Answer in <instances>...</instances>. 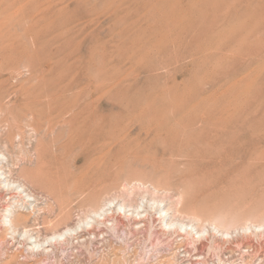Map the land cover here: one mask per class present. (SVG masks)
Here are the masks:
<instances>
[{"label": "rangeland", "instance_id": "obj_1", "mask_svg": "<svg viewBox=\"0 0 264 264\" xmlns=\"http://www.w3.org/2000/svg\"><path fill=\"white\" fill-rule=\"evenodd\" d=\"M0 105L2 125L36 121L51 146L43 169L51 180L32 185L42 198L19 211L29 226L44 237L65 224L49 220L68 209L73 225L104 199L120 220L37 256L0 222V264H164L176 239L161 232L156 206L231 235L219 244L215 236L209 251L185 244L191 256L182 246L175 264H264V227L242 232L264 223V0H0ZM61 106L103 130L99 151L77 160L80 147L55 152L73 112L50 130L35 115ZM123 199L141 205L158 239L148 226L128 231Z\"/></svg>", "mask_w": 264, "mask_h": 264}, {"label": "bare ground", "instance_id": "obj_2", "mask_svg": "<svg viewBox=\"0 0 264 264\" xmlns=\"http://www.w3.org/2000/svg\"><path fill=\"white\" fill-rule=\"evenodd\" d=\"M49 106H51V105H49ZM44 109H46V110H44V111L38 110L39 112H37V114H39V115H35V117L36 116L45 117L44 120H41L39 117H36V118H39L41 120V122H43V123L45 122L47 129L51 128V126L53 125V123H54V121L52 120L53 118L62 117L63 116L62 114L68 112L69 110H71V113L73 112L72 114H70V117L65 120V125L67 126V129H66L67 132L65 133V137L63 138V140H62V138H61V140L57 139L58 137H60L59 136L60 133H59V135H57L58 137H56V140H58V142H59V143L55 142V144L53 145L56 148V151H55L56 153H57V149H58V151H59V149L61 150V148L63 149L66 147L71 149V146L69 147L68 145H74L75 147H78V148L80 147L79 151L76 150L78 152V154L76 153V151L74 154L76 157V160H77L79 157H82L83 154L87 155L90 152L97 150L98 145H99L97 142L100 143V141H102L101 139L105 137L104 135H101L103 133V130H102L101 134H100V132L98 134V131L100 129L97 131V128H98L97 124L96 125L93 123L86 124V121H85L86 117L84 118L85 123H83L82 116L84 115V113H83L84 111L82 109L81 110L77 109L78 111L75 108L70 109L69 107H67V108H65V107H62V108H51V107L46 108L45 107ZM3 110H5V109H3L0 105V113H2ZM35 110L37 111V109H35ZM19 113H20V111H19ZM29 119H32V118H29ZM2 120H3V118L0 117V122ZM87 120H88V118H87ZM51 121H53V123L50 126ZM31 122H33V123H31ZM31 122L28 124L26 122V124L28 125V126L27 125L26 126L29 127V129L27 127H26L27 129H24L23 128L24 126L22 127V124L15 125L16 131H14V129H13L14 124L11 123L10 121L5 120L4 125H2L0 123V186H2L0 189H2V192L6 191L5 194H7V200H5L4 204H2V207L0 208L1 209L0 222H2L3 226L5 227V231H6L5 235L10 234L11 235L10 237L12 240L17 239L16 236H19V235L22 236L21 240H17V243L20 244V246H21L20 248L27 247L24 250L28 249L27 252L30 256H32V255L37 256V255H43V254L44 255L50 254L51 251L55 247H57V245H62V244L68 245V246H69V244L72 245L73 239H75V238L78 239V237L81 236V234H83V233H87V234H90L91 232L95 233V228L98 227L100 224H104L106 226L107 221L108 222L111 221L110 226L109 225L106 226L107 228H110V229L115 228L117 223L120 220L118 219L117 216L114 215L115 214L114 207H116V206L115 205H113L112 207L110 206L111 204H113L112 201L114 199H104L100 203H95L94 205H91L90 209H88V214L85 215L84 217H82L81 219H79L78 221H76L75 224H73V225L66 223V221L69 220V218H70V212L68 209L65 210L64 214L61 213L63 215L60 214L61 218L60 217H58L59 219L56 218L57 221L49 220L47 222V224L52 225V227H53V225L56 226L58 223L60 224V222H64L65 224L63 226L57 228V229H56V227H54V229L51 230L50 232H47L44 235V237H41V235L38 233L40 229L36 230V228L38 226H36V228L34 225H33V227L29 226L30 225V224H28L29 217L26 215L24 216V214L22 212H19V211H20L21 207H25L26 205L28 207L30 206L31 209H33L35 204L37 203L38 199L42 198V197H39V195L36 194V192H34L32 190V185H35V184L37 185L39 183L41 184V182H48V180H51L50 178H47L46 177L47 174L43 172L44 166L47 164V161L49 160L48 158L46 159V155L49 153V148H51V146L49 145L50 142L47 143L49 145V146H47L46 142H44L45 140H43L41 137H39V134H40V127L38 126L39 123H37L36 121L35 122L31 121ZM20 123H22V122H20ZM35 123H37V124H35ZM118 126H119V124H118ZM44 130H42V131H44ZM83 131H85V132L88 131V132H87V134H84ZM106 131L108 132V130H106ZM118 131H119V129H118ZM105 132H104V134H105ZM111 133H113V132H111ZM43 134H46V133H43ZM107 134H109V132ZM99 135H101V136H99ZM31 137H33L34 141L31 140ZM111 137H110V140H112ZM26 138H29L28 143H26V141H25ZM45 138H46V136H45ZM54 138H53V141H55ZM119 138H121V137H119ZM104 139H103V142L101 144L105 146L106 143L105 144H103V143H104V141L106 142V140H108L109 138L106 140H104ZM76 145H78V146H76ZM74 149L75 148H73V150ZM99 149L100 148H98V151H99ZM54 150L55 149H53L52 151L54 152ZM66 151H67V149H66ZM53 152H51L50 154L52 155ZM59 152H62V150ZM68 152H65V153L67 154ZM63 153H64V151L62 153H59V154H62L61 156H63L64 155ZM55 154H53V155H55ZM72 154H73V152H72ZM76 154H77V156H76ZM98 154H99V152H98ZM58 155L56 156V159H57ZM93 155H91V156L93 157ZM32 156L34 157L33 160L31 159ZM92 157H89V158H92ZM52 158H53V156H52ZM60 158L63 159V157H60ZM62 159H60L59 161H61ZM71 159H73V157H71ZM73 160H74V164H75L76 161H75V159H73ZM100 160H102V159H100ZM52 162H54V161H52ZM52 162H50V163H52ZM62 162L63 161H61L59 163L60 167H61ZM82 162H83V160H82ZM29 163H32L33 165L30 164L31 165L30 166ZM56 163H58V161ZM88 164L85 167L89 168ZM91 164L92 163L90 162V165ZM52 165H54V164H52ZM95 165L98 166L97 160L95 161ZM79 167L80 166H78V168ZM71 176H72V174H71ZM36 185H35V187H36ZM5 194H3V195L0 194L1 195L0 198H4ZM43 198H44V196H43ZM155 201L149 206L150 209L155 206L154 205V203H156ZM32 203H34V204H32ZM58 206L61 207L62 205L59 204ZM108 206H110V207H108ZM127 206L131 207V208L126 209ZM139 206H141V205H138L137 202L127 203L123 199V202L121 204H119V206H118L119 208L118 207L117 208L120 211H122V214L126 218H128V216L131 215V219L133 221L131 223H129V227H131V228H129L128 231L132 232V229H134V227H135L134 224H137V227H136L137 229H142V228H145L146 226H148V227H146L148 230L147 229L146 230H147L149 238H151V241H152L153 239H155L154 238L155 234H154V230H151V228H150L151 223H150V219L147 217L148 213H146V211H145V213L143 215H141V214L139 215V213H140L138 211ZM156 208H157V214H158L157 218H158L159 222L162 223V225H161L162 231L161 232L165 235L167 234L168 235L167 238L170 237L171 240L176 239L174 241L175 245L173 246L174 250L172 251V256H173L172 260H174V261L168 259V260L164 261V264H175V262H176L175 259H177V258H175L177 256V253H176L177 249L179 250V248L182 246H183V250H182L183 253H185V255L191 256V250L196 251L199 248H200V250L205 249V248L208 251L211 249L214 250L218 246L217 243L219 244V238L221 239V237H223V238L225 237L226 239H229L231 237V235L230 236L227 235V234H229V232L227 230L220 229L216 224L212 227V230L210 232L208 229L202 227L201 225H196L195 223H191V222H193L192 220L196 218L194 214H193L192 219L186 218V220H184V219L178 220V219L170 218L168 208L164 209L163 206L162 207L156 206ZM118 209H116V211H118ZM60 210H62V209H60ZM147 210H149V209H147ZM128 211H130V212H128ZM135 212H137L136 215L138 217L136 215H133V213H135ZM136 218H138V219H136ZM258 223L252 224V225L248 224V226L245 225L244 227H242V232H244L246 234L247 233L255 234L256 231H258L260 228L264 227V223H259V224ZM138 224H141V225H138ZM48 225H46V226H48ZM44 226L42 225V227H44ZM52 227H51V229H52ZM137 229H134V230H137ZM207 236L209 237V240H210L209 243L202 241V239H205L207 241L208 240ZM215 236H218V242L216 240H213V238L214 239L217 238ZM178 237H179V239H177ZM89 238H90V236H89ZM156 239H158V236L156 237ZM168 241H170V240H168ZM215 241L217 243H215ZM159 242H161V241H159ZM78 244H82V243H78ZM185 244L186 245L190 244V245H192L193 248L191 250H190L191 247L189 249H187L188 247L184 248ZM73 245H74V243H73ZM238 247H239V245H238ZM202 255L199 257H202ZM219 255L220 254H218V256ZM204 257H206V255L203 256V260L206 259V258L204 259ZM196 258H198V257H196ZM186 259H187V257H186ZM199 259H197V261ZM201 262H202V260H201ZM189 264H191V263H189Z\"/></svg>", "mask_w": 264, "mask_h": 264}]
</instances>
